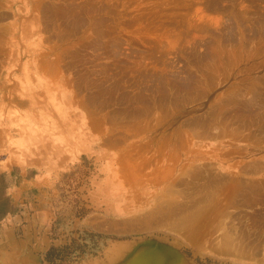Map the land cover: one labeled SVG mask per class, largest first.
Returning a JSON list of instances; mask_svg holds the SVG:
<instances>
[{"label":"rangeland","instance_id":"rangeland-1","mask_svg":"<svg viewBox=\"0 0 264 264\" xmlns=\"http://www.w3.org/2000/svg\"><path fill=\"white\" fill-rule=\"evenodd\" d=\"M10 141L50 176L0 223L37 264H264V0H0ZM61 173L80 204L52 230Z\"/></svg>","mask_w":264,"mask_h":264},{"label":"crops","instance_id":"crops-1","mask_svg":"<svg viewBox=\"0 0 264 264\" xmlns=\"http://www.w3.org/2000/svg\"><path fill=\"white\" fill-rule=\"evenodd\" d=\"M11 142L12 141H10L9 143V148H10L9 150L11 152L9 153L7 158H5L4 160L0 162V167H2L0 169V173H8L11 170L9 166L7 167L9 162L23 161L24 159L23 153L25 149L21 146L20 141H18L15 144H11ZM21 150H22V153H20ZM15 151H18L19 157L13 156V153ZM31 164L33 163L27 162V163H24L22 166L26 167ZM21 175H22L21 176L22 178L19 183V186L18 187L13 186L12 188H9L8 189L9 192L11 191L12 193L20 194V192H22L23 190L32 189V188L39 189V187H42V185L44 186V184L46 185L50 184V180H49L50 176L46 175L45 173L34 175L30 179H27L25 177L26 175H23V174ZM41 182L43 184H41ZM35 213L42 215L47 212L43 210V211H38V212L36 211ZM42 221L43 223H41L42 225L39 226V228H41L40 230H43L44 236H45V233H46L45 231L49 230L50 222L49 220L47 221V219L45 218ZM1 235L3 239L0 240V264H37L38 260H37V257H35V254H31L29 257V253L27 252V247L22 245L24 240H20L21 238L18 239L14 237L12 227L11 228L5 227V229L0 234V237ZM36 245H38L37 247H39V244L36 243ZM33 250H36V249H33ZM19 255H21V257Z\"/></svg>","mask_w":264,"mask_h":264},{"label":"trees","instance_id":"trees-1","mask_svg":"<svg viewBox=\"0 0 264 264\" xmlns=\"http://www.w3.org/2000/svg\"><path fill=\"white\" fill-rule=\"evenodd\" d=\"M18 171V170H17ZM37 174L34 168L26 169V178L30 179ZM68 174L61 173L56 181L57 195L55 200L58 203V209L54 221H52V230L56 229L60 224L65 222L73 213L77 214L80 199L73 195V192L69 190L65 181ZM21 181V175L19 172L9 171L8 173H0V223L7 216L15 215L20 209L22 201H16L12 196L6 195V191L11 187H18ZM42 189L32 188L25 190L26 194H40ZM22 195L24 192H21ZM52 251V250H50ZM46 262L51 260L46 258Z\"/></svg>","mask_w":264,"mask_h":264},{"label":"bare ground","instance_id":"bare-ground-1","mask_svg":"<svg viewBox=\"0 0 264 264\" xmlns=\"http://www.w3.org/2000/svg\"><path fill=\"white\" fill-rule=\"evenodd\" d=\"M121 257H125V260L122 263L116 264H174V261L169 257H176V255L173 256L171 253H168L163 249L150 250L142 248L136 251L130 249Z\"/></svg>","mask_w":264,"mask_h":264},{"label":"water","instance_id":"water-1","mask_svg":"<svg viewBox=\"0 0 264 264\" xmlns=\"http://www.w3.org/2000/svg\"><path fill=\"white\" fill-rule=\"evenodd\" d=\"M180 255V254H179ZM167 258V257H166ZM112 264H115V263H112Z\"/></svg>","mask_w":264,"mask_h":264}]
</instances>
